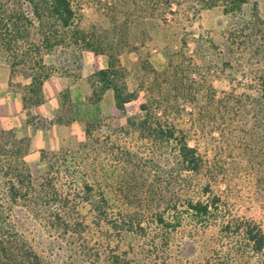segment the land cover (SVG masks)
Instances as JSON below:
<instances>
[{
    "label": "trees",
    "instance_id": "trees-1",
    "mask_svg": "<svg viewBox=\"0 0 264 264\" xmlns=\"http://www.w3.org/2000/svg\"><path fill=\"white\" fill-rule=\"evenodd\" d=\"M174 1L146 0V18L154 20L157 17L165 26L160 31H143L138 38L133 39L126 29L98 32L83 27L84 12L78 0H0V63L9 66L12 74L19 72L29 80L22 97L25 108L29 109L43 102L44 82L54 73L67 74L70 65L80 69L84 51L106 54L109 58L108 67L97 71L92 77L93 94L98 101L106 91L112 90L116 107L124 112L125 105L139 97L144 89L146 96L140 107L141 114L131 118L129 125L142 134L149 145L147 152L172 153L182 170L199 176L208 167L206 160L198 146L190 144L185 131L171 122L170 113H174L175 108L177 112L180 107L186 109L188 103H192L195 111L201 89L212 87L213 81L208 83L207 79L212 68L210 64L207 65V52L203 49L212 40L208 42L204 33L195 36L188 32H172L168 14H177L173 10ZM198 1L208 8L222 5L224 14L230 17L233 28L227 33L224 42L225 46L230 45L225 66L235 68L231 59L237 55L240 69L253 82L247 87L255 90V94L230 93L222 98L211 94L208 104L215 113L224 111L230 115H247L255 129L263 130L261 144L264 151V122L260 119L264 112V68L259 58L260 55L264 56V18L257 5L252 8L249 18H245L243 5L246 0ZM149 44L161 45L165 49L167 66L161 72H154L164 76L163 86L169 88L160 84L156 87L154 82L152 86H140L130 91L125 76L114 68V54L138 50ZM48 56L54 57L57 64H48ZM172 86L176 91L174 95L171 93ZM202 113V110L194 113L199 124H202ZM217 117L212 119L214 123L220 121L221 118ZM34 120L31 119L29 123L40 127ZM224 121L227 120L222 119ZM97 125L86 124L88 136ZM27 153L28 139L19 137L16 128L0 131V264H73L70 263L72 261L74 264H96L99 257L81 244L72 247L74 255L70 256V262L53 257L50 251V241L53 239L50 237L58 235L65 238L70 235L69 238L73 239L77 234L81 235L80 227L83 228L84 223L75 216L77 208L58 189L47 188L43 183L40 188L33 185L26 161ZM210 190L209 186L205 187L206 193ZM85 192H89L86 201L98 219L101 220L102 215H107L109 209L114 208L118 203L114 196H117L122 198V204L117 213L116 229L128 232L137 226L144 230L132 217L129 195L105 186L95 191L88 183ZM222 201L219 195L212 193L204 200H187L182 203L191 218L202 224L215 216ZM151 204L146 207L154 210L156 206ZM122 206L125 208L121 209ZM154 220L167 229L175 228L181 222L177 214L165 219L161 213ZM45 237L49 239L44 241ZM159 240L162 246L168 245L170 241L164 234L158 236V240L154 237L155 249ZM207 244L209 249L206 248ZM204 245L206 252L193 260H183L179 256L164 258L160 263L264 264V227L253 219L239 218L223 222L217 233ZM151 252L148 254L151 255ZM146 258L140 262L146 263ZM108 264L133 262L126 256L112 253Z\"/></svg>",
    "mask_w": 264,
    "mask_h": 264
},
{
    "label": "rangeland",
    "instance_id": "rangeland-1",
    "mask_svg": "<svg viewBox=\"0 0 264 264\" xmlns=\"http://www.w3.org/2000/svg\"><path fill=\"white\" fill-rule=\"evenodd\" d=\"M78 1L82 3V26L86 29L93 28L98 32L115 28L126 29L135 39L143 31H160L165 26L157 17L154 20L146 18V0ZM255 5V2L246 0L243 5L245 18H249ZM173 10L177 13L175 16L168 14L172 32H188L195 36L204 33L208 42L212 40L203 49L207 52V65L210 64L212 68L207 74L208 83L212 80L213 85L201 89V97L195 109L196 112H203L202 124H199L198 117L194 114L196 112L192 103L186 104V109L180 107L177 112L175 108L174 113H170L171 122L185 131L191 145L198 146L208 167L198 176L182 170L172 153L147 152L149 145L142 134L129 125L131 118L141 114L140 107L146 96L144 89L139 97L125 105L124 112L118 109L115 115H104L87 122L98 124L93 127L90 136L86 133L85 123L81 140L57 150H42L40 155H32L26 159L33 185L40 188L43 183L47 188L58 189L77 208L75 216L84 223L83 228L80 227L81 235L77 234L73 239L69 238L70 235L65 238L58 235L50 237L53 239L50 241V251L55 259L70 262V256L74 255L72 247L81 244L99 257L96 264H108L112 253L130 258L133 264H140V260L143 261L146 253L151 251L152 254H148L149 257L146 258L148 261L141 264H161L164 258L179 256L183 260H193L206 252L203 244L217 233L225 221L253 219L264 227V151L261 144L263 130L255 129L247 115H230L224 111L215 113L208 104L211 94L220 98L227 97L230 93L255 94L254 89L247 87L253 82L240 69L237 55L231 59L235 68L230 69L224 63L228 56L227 48L230 46L224 45L225 38L233 28L230 17L224 14L222 5L208 8L202 6L198 0H175ZM160 46L149 44L138 50L114 54V68L120 75L125 76L130 91H135L140 86H152L154 82L156 87L165 84L162 82L164 76L154 72L164 70L168 62L165 49ZM189 46L193 48L192 44ZM86 52L82 53L83 57ZM102 55L109 62L108 56ZM259 58L264 68V56L260 55ZM46 61L48 64H57L52 56H48ZM76 67L70 65V72L67 74L53 75H63L75 80L81 74L82 64L80 69ZM28 84L29 80L19 72L12 74L9 66L0 63V131L11 129L9 126L14 121L8 117L15 115L11 114L18 109L15 100L23 97ZM171 90L174 95L176 91L173 86ZM68 96L66 89L61 95V114L57 120L39 117L29 109L26 112V121L29 123L31 119H35L40 127H47L52 123L68 124L74 118L70 112ZM90 100L102 108L107 106L104 96L102 101H98L93 94ZM217 116L221 119L214 123L212 119ZM222 119L227 121L222 122ZM260 119L264 122V112ZM86 183L91 184L95 191L105 186L129 195L132 217L144 230L137 226L128 232L116 229L117 213L122 204V198L117 196H114L118 202L114 208L109 209L107 215H102L101 220L98 219L86 201L89 197V192H85ZM206 186L210 187L211 192L206 193ZM212 193L219 195L223 201L213 218L199 224L191 218L182 201L204 200ZM147 204L156 208L149 210ZM161 213L165 219L177 214L181 222L175 228H162L154 220ZM161 234L169 237V244L162 246L159 240L155 249L153 239L155 237L158 240ZM48 239L45 237L43 240ZM211 245L212 243L209 246ZM206 248L209 249L208 244Z\"/></svg>",
    "mask_w": 264,
    "mask_h": 264
},
{
    "label": "crops",
    "instance_id": "crops-1",
    "mask_svg": "<svg viewBox=\"0 0 264 264\" xmlns=\"http://www.w3.org/2000/svg\"><path fill=\"white\" fill-rule=\"evenodd\" d=\"M247 1L255 2L261 16L264 18V0ZM107 67L108 61L105 55L87 51L82 59L81 74L78 78L71 80L63 75H52L44 82L43 102L29 109L39 117L57 120L61 114V95L67 89L70 112L74 116L68 124L52 123L47 127H37L32 123H28L26 112L29 109L25 108L22 98H16L15 104L18 109L15 113H11L15 115L8 117L14 121L9 127L16 128L18 136L28 137L26 159L32 155H40L42 150H57L81 140L84 135L85 123L95 121L104 115H115L117 113L118 108L112 90H108L103 94L104 99H107V106H104V108L90 100L94 93L93 75Z\"/></svg>",
    "mask_w": 264,
    "mask_h": 264
}]
</instances>
